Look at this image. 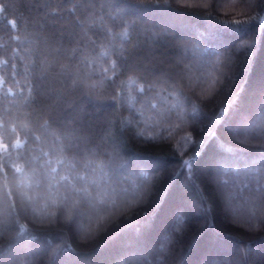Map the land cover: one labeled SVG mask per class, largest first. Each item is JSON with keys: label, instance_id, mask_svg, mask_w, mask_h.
I'll use <instances>...</instances> for the list:
<instances>
[{"label": "snow or ice", "instance_id": "6c2138e0", "mask_svg": "<svg viewBox=\"0 0 264 264\" xmlns=\"http://www.w3.org/2000/svg\"><path fill=\"white\" fill-rule=\"evenodd\" d=\"M151 2L155 5L151 8L170 11L177 18H198L200 25H188L183 32L211 41V46L197 45L199 55L193 62L182 54L190 41L171 35L174 55L159 63L143 54L135 35L137 42L130 49L117 47V35L128 37L141 27L151 32V26L142 25L143 18L127 19L129 5L148 7L143 6L144 0H104L100 13L107 15L112 27H105L103 36L105 41L113 38L109 42L115 59L107 51L95 59L107 57L104 63L109 67L85 71L62 48L53 53L37 46L30 82L37 99L26 104L21 99L23 89L4 90L5 98L15 99L9 107L0 106V239H7V247L0 248V264L6 252L15 264H35L37 258L43 264L44 256L49 264L57 260L59 264H88L89 260L93 264H156L164 252L163 246L157 247L162 240L175 237L177 244L185 242L191 210L211 211L207 189L214 192L230 222L264 231V81L253 83L248 68L254 63L257 45L264 43V0H175V6L170 0ZM120 28L123 33H117ZM222 33L238 35L230 43H215ZM89 43L95 45V41ZM49 55L58 58L59 72L42 60ZM60 59L68 63L60 64ZM124 76L140 81L139 101L156 117L143 127L131 111L133 98L121 87ZM49 79L73 101L68 103L62 96L65 103L55 107L41 103V94H48L43 81ZM7 80L0 77V87ZM89 104L97 110L110 109L112 118L93 120ZM129 139L166 144L169 149H179L182 140L185 150L179 151L174 168L158 169L146 163L153 155L129 151ZM33 145L39 147V155H34ZM189 154L192 158H185ZM181 173L195 197L171 204L173 181ZM201 176L207 189L199 183ZM238 199L242 212L234 208ZM53 230L61 237L70 233L80 246L92 244V248L83 254L67 243L54 245L49 242ZM248 257L247 249L239 247L228 257L209 250L200 264H248Z\"/></svg>", "mask_w": 264, "mask_h": 264}, {"label": "trees", "instance_id": "16d2710c", "mask_svg": "<svg viewBox=\"0 0 264 264\" xmlns=\"http://www.w3.org/2000/svg\"><path fill=\"white\" fill-rule=\"evenodd\" d=\"M136 2H139V0H136ZM170 2L175 6V0H170ZM103 3L104 0H95L93 6V0H87V3H85V0H0V6L6 7V10L0 11V77H8L7 82L0 87V106L9 107L11 101L15 99L13 96L4 97V90L8 88H11L14 93L23 89L24 95L21 99L26 104H31L33 100L37 99L30 87V82L33 81L34 77L32 64L36 59L34 52L37 46L45 52L53 53L56 49L62 48L85 71H90L93 67H96L97 70L100 66L109 67V64L104 63V59L107 57L95 59L104 51L109 53L111 59H115L109 42L113 41V38L110 36L109 41H105L103 36L104 28L112 27L107 15L100 13ZM143 6L148 8L129 5L128 13L131 15L127 19L135 20L137 19L136 16L143 18L142 25L151 26V32H147L144 27H141L138 33L128 37L117 35L114 39L117 47L130 49L137 42L132 38L135 35L142 45L143 54L159 63L174 55L173 45L175 41L168 39L171 35L183 36L190 41L187 49L182 50V54L193 62L199 55L196 50L197 45L200 48L211 46V41L204 42L198 39L194 33L183 32V29L188 25H200L202 21L198 18H177L170 11L151 8L155 7L151 0H144ZM109 11L113 16H116V11L111 9ZM13 22H15V27H13ZM168 26L180 28L181 32L173 33L169 31ZM116 31L117 33H123L122 28L116 29ZM216 31L219 32L220 30ZM237 35V33H222L214 39V42L227 44ZM128 40H131V44L126 43ZM89 41H95V45H90ZM43 59H46L53 66L55 72H59V65L56 63L57 57L49 55L42 57ZM94 59L95 63L93 64ZM4 61L8 62L7 65L3 63ZM66 63H68L67 60L60 59V64ZM248 68L253 83L264 81V43L257 45L254 63L248 65ZM49 71H52V68ZM121 80L124 81L121 87L127 95L133 98L134 108L131 111L140 119V126L143 127L149 118L156 119L154 113L145 111L142 102L139 101L138 88L140 81L134 78L129 79L128 76L121 77ZM43 83L48 88V94H41L39 98L41 103L50 108L55 107L57 104L65 103L61 99L62 96L67 97L68 103L73 101V97L64 93L63 89L53 79L43 81ZM117 83L120 84V81L118 80ZM87 109L93 120L112 118L110 109L99 108L97 110L91 104L87 105ZM23 110L29 111L28 108ZM141 112H143V116L140 115ZM123 118H129L128 110L124 111ZM33 120H35V117H33ZM40 123H44V120H40ZM29 127L32 128V125H29ZM188 130L191 131V127ZM36 134L39 135V132ZM21 136L23 137V133H21ZM193 138H196L195 132ZM9 139H14V136L4 138V142H8ZM176 140H180V137L177 136ZM128 144L130 152L153 155L154 157L146 163H150L158 169L174 168L180 159L179 151L185 150L182 140L179 149H169L166 144L141 143L139 140L133 139H129ZM33 147L36 148L34 155H39V147L36 145H33ZM213 149L218 150L215 149V145H213ZM192 150V146H189V153ZM171 151H176L177 155L169 154ZM185 158L191 159L192 157L189 154ZM204 159H207V156ZM197 160H200V158L198 157ZM200 162L203 163V161ZM223 179H228V177H223ZM131 181H135V176L131 177ZM202 181L203 177L201 176L199 183L201 187L207 189ZM173 183L176 186L170 198L171 204L183 203L188 197H195L191 186L185 183L183 173ZM207 195L212 205L211 211L205 214L196 209L191 210L192 223L185 242L177 244L175 237H169L167 241L162 240L157 247L163 246L164 252L162 256L157 257L156 264H161L162 261L163 264H200L203 254L209 250L228 257L229 255H235L238 247L247 249L249 253L248 264H264V231L259 229L248 230L239 226L238 223L230 222L226 219L225 212L216 200L214 192L207 189ZM237 195L239 197V193ZM234 208L242 212V201L238 199ZM233 215H236V213L234 212ZM236 219L239 221L240 217L236 216ZM205 220H207V223ZM209 225H212V227L210 228ZM217 237H219L218 240ZM49 242L54 245L67 243L72 247H78V250L83 254H87L92 248V244L80 246L79 241L74 240L70 233L65 232V235L61 237L55 230L49 237ZM197 243L201 245L200 248L195 247ZM6 247L7 239H0V248ZM164 257H168V259L164 261ZM42 259L43 264H49L47 256L42 257ZM29 260H32V258L29 257ZM2 264H15V262L6 252ZM35 264H40V258H37ZM56 264H59V260ZM88 264H93V261L89 260Z\"/></svg>", "mask_w": 264, "mask_h": 264}]
</instances>
